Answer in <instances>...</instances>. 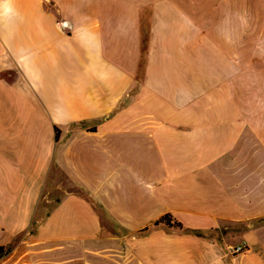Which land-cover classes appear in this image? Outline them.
Segmentation results:
<instances>
[{"label": "crops", "instance_id": "0c3cea01", "mask_svg": "<svg viewBox=\"0 0 264 264\" xmlns=\"http://www.w3.org/2000/svg\"><path fill=\"white\" fill-rule=\"evenodd\" d=\"M0 246L264 264V0H0Z\"/></svg>", "mask_w": 264, "mask_h": 264}, {"label": "trees", "instance_id": "16d2710c", "mask_svg": "<svg viewBox=\"0 0 264 264\" xmlns=\"http://www.w3.org/2000/svg\"><path fill=\"white\" fill-rule=\"evenodd\" d=\"M57 137H58V132H57ZM170 216H164L163 218H161L160 220L156 221L155 224H159L161 222L165 223L168 226H176L179 228H183L182 223L180 222H172L171 218H169ZM9 251V248L6 249L4 246H0V256L4 255L5 253H7Z\"/></svg>", "mask_w": 264, "mask_h": 264}, {"label": "built area", "instance_id": "2783aa9c", "mask_svg": "<svg viewBox=\"0 0 264 264\" xmlns=\"http://www.w3.org/2000/svg\"><path fill=\"white\" fill-rule=\"evenodd\" d=\"M247 249V246L245 244L237 245V246H230L229 250L232 254H240L245 252Z\"/></svg>", "mask_w": 264, "mask_h": 264}, {"label": "rangeland", "instance_id": "374dc122", "mask_svg": "<svg viewBox=\"0 0 264 264\" xmlns=\"http://www.w3.org/2000/svg\"><path fill=\"white\" fill-rule=\"evenodd\" d=\"M248 42L250 45H252V43H254V40L248 39ZM57 201V198L55 197L54 200L52 202L49 203V205H52L53 203H55Z\"/></svg>", "mask_w": 264, "mask_h": 264}]
</instances>
